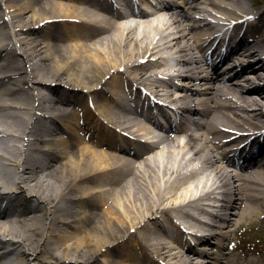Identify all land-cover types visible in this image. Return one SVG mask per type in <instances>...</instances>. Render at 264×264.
<instances>
[{
  "label": "bare ground",
  "instance_id": "1",
  "mask_svg": "<svg viewBox=\"0 0 264 264\" xmlns=\"http://www.w3.org/2000/svg\"><path fill=\"white\" fill-rule=\"evenodd\" d=\"M106 1L0 0V206L20 210L0 214V264H35L32 257L44 264H213L209 248H224L230 231L264 218V166L235 170L217 145L264 138V36L250 42L263 29L257 16L237 24L242 48L226 61L224 77L215 76L218 64H203L202 47L223 37L216 33H226L220 42L234 35L233 20L261 14L248 12L244 0H168L163 11L132 21L113 15L115 0ZM175 78L184 81L175 100L195 118L193 128L185 120L182 133L159 136L127 100L158 110L133 85L165 82L155 85L162 91ZM155 114L160 121L166 115ZM65 119L74 125H61ZM78 122L91 141L77 136ZM263 152L264 145L238 155L254 161ZM175 217L207 231L197 236L204 248L187 243L195 240ZM174 228L177 246L169 243Z\"/></svg>",
  "mask_w": 264,
  "mask_h": 264
},
{
  "label": "rangeland",
  "instance_id": "2",
  "mask_svg": "<svg viewBox=\"0 0 264 264\" xmlns=\"http://www.w3.org/2000/svg\"><path fill=\"white\" fill-rule=\"evenodd\" d=\"M248 6V12L250 11H254V12H264V0H244ZM213 7V6H212ZM261 26H264V15L261 16ZM68 32V31H66ZM64 32V33H66ZM67 34V33H66ZM64 34V35H66ZM1 61V60H0ZM134 75H137V71L133 73ZM126 75V74H125ZM123 78H125V76H123ZM124 81V79H122ZM144 83H146L145 81H143ZM150 84V83H148ZM151 86H153V84H150ZM163 87V86H161ZM33 93V92H31ZM61 125H67V126H73V122L67 121V119L62 120L61 121ZM81 126L80 122H78L77 126L75 125V127L77 128V136L80 139H86L87 135L85 136L84 134L82 135V133L80 132L79 127ZM60 136H66L64 133L60 134ZM77 141V140H76ZM84 141V140H83ZM87 141V139H86ZM88 142V141H87ZM33 203H38V200L36 198H34L32 200ZM194 222V221H192ZM260 224H262V226H260ZM245 229L244 227L241 228L239 230V232L237 231H230V237L229 239H231L232 237L234 238L235 235H237L238 237L235 238L236 244H239V247H250V246H255V251L253 254L251 255H247L248 257H246V255L243 254V251H239V249H235V252L232 253V256H228L226 255L227 253V243L229 240H226V244L224 245V248H222L221 250H217V253L214 254V258H213V264H216L218 261V258L220 259V261L222 262V264H247L248 260H250L253 264H264V218L260 219L257 222H254L252 224L250 223H246L245 225ZM254 227L256 229H253V231L248 230V228ZM258 229V230H257ZM232 230V228L230 229ZM255 230H257V232H255ZM177 241H170V244H174V245H179L178 243H176ZM251 251H252V247H251ZM215 256H217V258L215 259ZM200 259H207V258H200ZM217 260V261H216ZM32 262L35 264H44L42 263V261H38L35 260L34 257H32ZM172 264V263H171ZM210 264V263H209Z\"/></svg>",
  "mask_w": 264,
  "mask_h": 264
}]
</instances>
